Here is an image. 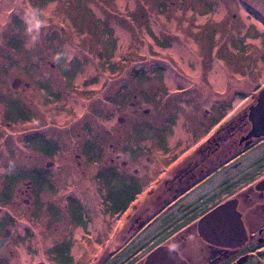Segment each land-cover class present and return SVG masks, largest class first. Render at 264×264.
I'll list each match as a JSON object with an SVG mask.
<instances>
[{"label": "rangeland", "instance_id": "rangeland-1", "mask_svg": "<svg viewBox=\"0 0 264 264\" xmlns=\"http://www.w3.org/2000/svg\"><path fill=\"white\" fill-rule=\"evenodd\" d=\"M190 3L0 0V84L10 91L9 110L21 102L15 79L22 80L23 89L30 84L21 107L28 111L21 113L26 123L9 129L6 140L9 156L11 147L14 153L24 149L18 161L9 157L23 164L12 168L15 176L9 181L17 183L25 165L32 170L33 164L48 161L54 163L48 167V181L54 183L48 196L80 195L81 184H86L82 192L97 185L102 259L141 206L132 198L138 193L137 201H143L156 180L118 178L111 165L123 169L126 160L129 172H169L175 159L183 160L204 142L202 134L215 118L228 119L248 102L257 84L255 65L264 72L256 58L240 60L235 43L223 49L225 57L217 56L212 42L209 46L202 38L205 29L192 26ZM27 132L35 134L19 148L15 143L23 142ZM46 137L48 147L43 148ZM251 160L249 155L230 164L235 188L247 177L237 169ZM28 182L21 180L18 190L24 191ZM138 185L144 188L138 191ZM111 198L118 220L112 232ZM162 227L156 221L151 230Z\"/></svg>", "mask_w": 264, "mask_h": 264}, {"label": "flooded vegetation", "instance_id": "flooded-vegetation-1", "mask_svg": "<svg viewBox=\"0 0 264 264\" xmlns=\"http://www.w3.org/2000/svg\"><path fill=\"white\" fill-rule=\"evenodd\" d=\"M190 4L192 26L205 29L202 38L209 46L212 42L217 56L225 57L223 49L235 43L241 50L240 60L256 58L257 63H264V0H191ZM260 65H255L257 84L246 96L248 102L228 119L226 115L215 118L202 134L204 142L192 148L182 163L175 159L169 172L163 169L154 175L150 169L141 172L138 168L129 172L126 160L122 161L123 169L111 165L118 178L133 182L147 177L150 182L156 180L155 188L143 201H137L138 193L132 198L141 206L129 215L128 224H123L117 236L119 243L103 259L96 235L101 225L97 185L82 192L86 184H81L80 195L48 196L54 186L48 181V161L33 164L32 170L25 165L15 178L17 183L9 181L15 176L12 168L23 166L10 160L18 161L24 149L14 153L17 149L11 147L9 156L6 140L9 129L26 123L21 107L30 84L25 89L23 83L15 87L20 90L17 94L22 103H13L10 110V91L0 84L4 90L0 89V264H145L150 254L160 248L162 252L154 264H264V134L249 136L253 128L251 109L264 92ZM206 113L208 120L209 112ZM34 134L27 132L23 142L17 138L15 144L22 148ZM43 140V148L48 147V137ZM249 155L250 164L237 169L238 175L247 177L235 188L229 179V168ZM116 158L111 160L120 159ZM166 166L164 163L163 168ZM24 178L29 182L20 191L19 183ZM143 188L138 185V191ZM115 198L109 201L111 227L118 222L112 208ZM222 204L228 205L220 217L205 225V233L227 237L236 233L237 239L231 244L213 242L212 237L208 240L200 231L202 218ZM156 221L165 227L151 230Z\"/></svg>", "mask_w": 264, "mask_h": 264}, {"label": "water", "instance_id": "water-1", "mask_svg": "<svg viewBox=\"0 0 264 264\" xmlns=\"http://www.w3.org/2000/svg\"><path fill=\"white\" fill-rule=\"evenodd\" d=\"M22 83V80L17 78L15 79L13 86L18 87ZM251 119L253 121V128L249 134V136H260L261 134H264V92L261 93V97L259 100L258 105L253 107L251 109ZM120 121L123 122L124 119L120 118ZM54 163L48 162V167H52ZM228 204H222L216 207L214 210L206 214L200 223V231L201 235L204 236V238L210 240V237L213 238L211 241L220 243V244H231L232 241H235L237 239V236L235 237L236 233H234V237H227L225 235H208L205 233V225L212 220V222L217 218L220 217L223 213V210L226 208ZM242 224V222H241ZM163 248L157 249L152 254H150L148 261L145 264H154L157 260L158 256H160ZM177 259L180 257L179 254L176 252Z\"/></svg>", "mask_w": 264, "mask_h": 264}]
</instances>
